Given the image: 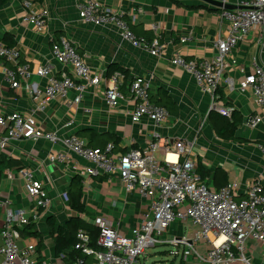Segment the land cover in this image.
Instances as JSON below:
<instances>
[{"label": "crops", "instance_id": "0c3cea01", "mask_svg": "<svg viewBox=\"0 0 264 264\" xmlns=\"http://www.w3.org/2000/svg\"><path fill=\"white\" fill-rule=\"evenodd\" d=\"M25 1L30 3L33 10H48L43 29L37 30L33 25L22 22L21 16L26 11ZM98 1L114 12L122 13L136 35L148 41L156 39L162 46L161 53L153 56L144 46H132L121 38L118 29L112 25L97 26L81 21L75 0H8L0 5V45H9L18 50L17 64H27L34 69L50 63L53 71L59 72L63 66L51 57V42L65 37L104 79L116 72L107 74L111 65L125 72L126 76L117 70L122 74L121 89L126 95L125 99L116 107L109 106L104 99V81L97 87L88 88L77 105L67 106L64 100L56 98L49 101L42 111L36 110L38 101L30 97L25 87L14 88L6 80L3 64L7 61L0 59V112L9 114L17 111L21 115H30L41 129H56L62 137L75 133L88 145L90 140L91 145H105L107 142L113 143L115 138L116 154H122L132 147L141 148L151 141L158 144L155 150L159 155L157 159L166 157L174 160L175 156L170 150L164 154L165 148L170 149V145L164 146V140L184 138L193 143L192 159L196 168L200 164L210 172L209 179L205 181L211 188L216 189L212 177L217 169H221L225 171L227 181L237 183L236 199L244 196L246 183L250 180H258L264 191V160L258 149V145L264 142V121L256 128L243 125L248 115L264 114V105L256 106L251 89H238L242 76L248 74L253 63H259L264 55V47L257 43L254 34L238 44L228 56L224 77L235 81L234 90H229L226 82H223L217 91L220 102L231 106L241 118L235 138L226 140L220 138L210 124V96L198 87L190 74L171 62L177 54L187 60L213 55L215 38L225 36L227 28L226 20L220 22V9L213 3L220 0H212V3L203 0ZM238 1L229 0V4L235 8ZM187 35L189 39L182 43L180 38ZM5 65L14 66L9 62ZM139 75L151 78L150 96L153 102L155 99L169 104L166 123L155 125L146 118L139 122L131 121L134 102L127 94V86L132 78ZM29 83L41 89L45 79L32 75ZM72 95L73 92H70ZM66 123L72 125L63 127ZM62 149L60 143L54 144L44 139L10 140L5 147L0 146V190L10 198L12 207L29 208L24 180L18 172L24 166L35 171L50 198V205L41 210V220L33 228L41 234V247H37L39 237L21 235L19 240L21 247L35 245L36 264H59L56 260H64L54 253V241L48 234L46 219L54 216L64 224L69 218L77 216L67 198L68 187L76 175L82 178L83 185L81 202L84 211L78 216L87 222L104 218L120 232L129 234L149 208V199L137 191H127L117 175L83 174L88 162L75 154H68L63 162L48 160L50 153ZM3 158H10L15 163L9 166L2 164ZM8 172L13 174L12 178L8 177ZM221 182L219 180L217 183ZM4 217V211L0 209V229ZM194 228L190 221H174L166 236L185 232L190 235ZM246 247L252 264H264L262 244L249 240ZM199 248L204 251L206 246L200 244ZM181 264L205 263L190 258Z\"/></svg>", "mask_w": 264, "mask_h": 264}, {"label": "built area", "instance_id": "2783aa9c", "mask_svg": "<svg viewBox=\"0 0 264 264\" xmlns=\"http://www.w3.org/2000/svg\"><path fill=\"white\" fill-rule=\"evenodd\" d=\"M78 17L93 25H112L118 29L122 39L134 47L144 46L150 55L158 56L162 46L155 39L146 42L137 38L122 13L114 12L98 0H75ZM220 22L226 20L225 36H218L213 42L214 53L210 57L187 60L177 54L171 62L190 74L198 87L210 96V110L231 117L234 109L220 102L217 95L219 86L226 82L229 90H234L235 81L225 79L228 56L234 48L254 34L257 43L264 47V0H239L235 8H228L229 0H220ZM26 11L22 22L41 30L48 17L46 8L33 10L25 1ZM182 36V43L188 40ZM51 57L63 69L54 72L50 63L31 69L27 64H17L19 52L14 47L0 45V59L13 67L3 64V72L12 87H25L33 100L38 101L36 110L42 111L48 102L56 98L64 100L67 106L81 102L83 93L90 87H97L106 81L104 99L111 107H116L126 95L122 91V74L112 73L107 79L91 68L75 45L65 37L53 39ZM234 63V61H233ZM243 72V69L240 68ZM36 75L45 79L43 88H38L29 79ZM151 78L135 76L127 86V94L134 102L130 119L139 122L146 118L155 125H162L169 118L166 107L156 104L150 96ZM238 89H251L257 107L264 105V55L259 63H253L251 71L244 74ZM70 92L73 95L70 96ZM264 114H251L243 125L256 128L263 123ZM71 123L63 127L71 126ZM44 139L54 144L60 143L62 151L48 155V160L63 162L68 154H75L88 162L83 174L117 175L122 186L129 192L137 191L149 199L148 211L142 221L130 229L129 234L119 231L104 218H96L92 223L99 233L96 246L91 245L90 235L79 229L76 233L74 249L89 256L92 262L77 258L73 264H141L140 257L146 249L162 244L180 247L171 252L186 263L195 258L205 264H252L246 244L249 240L264 246V191L258 180L246 183L244 196L236 199L237 183L228 181L220 188H211L196 171L192 159L193 143L184 138L165 139V153L170 150L174 160L155 157L158 144L147 142L141 148L132 147L122 154L114 152V144L104 148H94L75 133L62 137L58 130L45 131L32 116L21 115L14 111L9 114L0 112V146L5 147L10 140ZM264 160V142L258 145ZM4 150V149H3ZM24 180L25 198L29 208L12 207V201L0 190V209L4 211V222L0 229V264H36L37 253L34 244L19 245V229L29 223L38 224L41 210L48 208L50 198L45 187L30 167L18 170ZM13 177L11 172L7 173ZM174 221H190L195 227L190 235L174 234L166 236ZM205 245L201 251L199 245Z\"/></svg>", "mask_w": 264, "mask_h": 264}, {"label": "trees", "instance_id": "16d2710c", "mask_svg": "<svg viewBox=\"0 0 264 264\" xmlns=\"http://www.w3.org/2000/svg\"><path fill=\"white\" fill-rule=\"evenodd\" d=\"M7 1L8 0H0V5L5 4ZM36 1H41V0H36ZM131 31L137 38H142L146 42L152 41V40L148 41L143 36L136 35L133 32V30ZM11 44L13 43L11 42ZM7 47L10 48L9 45ZM5 64H7V62H5ZM117 70H120L125 74V72L116 65H111L108 69L107 74H111L112 72L117 71ZM154 102L156 104L163 105L164 107L169 109V104L166 102H160L155 99H154ZM240 122H241V118L237 115L235 111L232 113L231 117H227L226 115H223L213 110L210 113V124L215 130V133L222 139H226V140L234 139L236 129L238 125L240 124ZM116 142L117 140L114 138L113 143L115 144V147L117 146ZM89 145L94 148L96 147L104 148L105 147L104 144L103 145H97V144L91 145V140L89 141ZM1 161H2V164L6 163L7 166L11 165L12 163H15L10 158L9 159L3 158V160ZM196 171L202 180L209 179L208 177L210 176V172H208L202 165L198 164ZM0 176H1V168H0ZM219 180H222V182L217 183ZM212 182H214V184L217 185L216 189L225 185L228 182L225 171L221 169H217L215 174L212 177ZM82 188H83L82 178L79 175L74 176L68 187L67 198H68L70 208L76 211L77 216H73L69 218L64 224L56 220L54 216H49L46 219V226H47L48 234L51 236V238L54 241V253L56 256L63 258L64 259L63 261L65 262V264H73L77 260V258H81L86 261L91 260L89 256H85L80 251L74 249V244L76 242V233L79 229L86 230L90 235L91 245H93L94 247H97L96 240H97V236L99 233L98 228L92 222H87L78 216L79 213L84 211V206L81 202ZM34 225H35L34 223H29L27 225H24L22 228H20L19 231L23 237L24 236L39 237V242L37 244V247L39 248L41 247V244H42L41 234L36 232L33 229Z\"/></svg>", "mask_w": 264, "mask_h": 264}, {"label": "rangeland", "instance_id": "374dc122", "mask_svg": "<svg viewBox=\"0 0 264 264\" xmlns=\"http://www.w3.org/2000/svg\"><path fill=\"white\" fill-rule=\"evenodd\" d=\"M155 157L159 158V155L155 153ZM184 235H187V232ZM168 237H171V235H168ZM177 249L180 250V247L177 248L168 243L148 248L145 250L144 255L140 257L141 264H180V257L171 255V252ZM56 262L63 264L62 259H58ZM88 262H92V259Z\"/></svg>", "mask_w": 264, "mask_h": 264}, {"label": "water", "instance_id": "95a60500", "mask_svg": "<svg viewBox=\"0 0 264 264\" xmlns=\"http://www.w3.org/2000/svg\"><path fill=\"white\" fill-rule=\"evenodd\" d=\"M203 1L211 2L212 0H203ZM211 3H212V2H211ZM213 3H214V5H217L218 7L221 6V3H220V2H213ZM227 7H228V8H233V7H231L230 5H228Z\"/></svg>", "mask_w": 264, "mask_h": 264}]
</instances>
